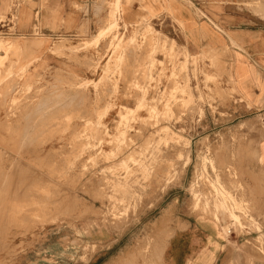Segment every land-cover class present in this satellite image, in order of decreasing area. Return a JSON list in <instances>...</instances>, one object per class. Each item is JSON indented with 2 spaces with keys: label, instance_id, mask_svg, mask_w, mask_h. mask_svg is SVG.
<instances>
[{
  "label": "rangeland",
  "instance_id": "rangeland-1",
  "mask_svg": "<svg viewBox=\"0 0 264 264\" xmlns=\"http://www.w3.org/2000/svg\"><path fill=\"white\" fill-rule=\"evenodd\" d=\"M49 1L0 28L22 44L0 65V263L167 264L196 218L227 238L221 264H264V119L229 114L226 54L193 55L155 13L123 34L121 0H99L110 12L95 31L20 32L23 10L32 27ZM241 1L264 19V0Z\"/></svg>",
  "mask_w": 264,
  "mask_h": 264
},
{
  "label": "crops",
  "instance_id": "crops-1",
  "mask_svg": "<svg viewBox=\"0 0 264 264\" xmlns=\"http://www.w3.org/2000/svg\"><path fill=\"white\" fill-rule=\"evenodd\" d=\"M13 1L9 6V0H0V11L6 5L10 7L7 20H0V28L17 26L12 17L24 8L27 0L21 1L16 8ZM242 4L241 0H138L133 3L121 0L118 18L125 34L128 27L136 25L142 17L155 13L153 19L165 17L172 21V26L176 24L180 28L179 43L193 55H200L204 49L226 54L221 60L229 63V75L236 90L229 114L237 120L251 116L264 119V19ZM32 11L30 27L29 12L23 10L20 32L39 28L50 35L66 30L75 34L82 26L95 31L110 12L99 0H50L46 7L40 4ZM54 19L49 25V20ZM54 24L59 31H53ZM223 78L227 84L226 75ZM263 142L264 138L258 149ZM261 170L264 185V163H261ZM263 185L259 186V191H264ZM184 222L188 223L187 228L176 231L170 239L167 264H221L227 253V238L220 227L212 221L196 218ZM91 263L92 260L87 264Z\"/></svg>",
  "mask_w": 264,
  "mask_h": 264
},
{
  "label": "bare ground",
  "instance_id": "bare-ground-1",
  "mask_svg": "<svg viewBox=\"0 0 264 264\" xmlns=\"http://www.w3.org/2000/svg\"><path fill=\"white\" fill-rule=\"evenodd\" d=\"M262 2V1H261ZM170 6V5H169ZM34 40V39H33ZM44 44H45V41L44 40H40V41H38V42H34V43H32V44H28L27 46H25V48L26 47H29L30 49H34V48H36V50L37 51H42V49L44 48ZM22 45V44H21ZM21 45H19V43H15V42H3V41H1L0 40V50H5V52H6V54L4 53V54H1L0 53V65L1 64H3V58H5L6 57V55L8 54V52L10 53V52H12L14 49H19V48H21ZM9 55V54H8ZM12 55V54H11ZM131 60V59H130ZM22 67V66H21ZM46 97V96H45ZM71 99V98H70ZM73 99V98H72ZM44 101H46V99L44 100ZM50 101V100H49ZM67 101V100H66ZM68 102V101H67ZM47 103V102H46ZM43 104V103H42ZM68 105V104H67ZM26 116V115H25ZM28 123H30V122H28ZM29 125V124H28ZM14 127V126H13ZM54 131V130H53ZM52 131V132H53ZM16 133V132H15ZM18 137V136H17ZM24 137V136H23ZM23 137H22V139H23ZM25 138V137H24ZM31 139V138H30ZM40 139V138H39ZM9 140V139H8ZM16 141V140H15ZM17 142V141H16ZM31 142H29V144H30ZM34 143V142H33ZM41 143V142H40ZM25 144H26V142H25ZM28 144V143H27ZM19 145V144H18ZM24 146V145H23ZM19 148V147H18ZM23 147L21 146V149H22ZM17 149V148H16ZM15 149V150H16ZM18 153V152H17ZM2 157V156H1ZM21 160V159H20ZM19 160V161H20ZM20 164V163H19ZM12 167V166H11ZM34 168V167H33ZM9 169V168H8ZM36 173V172H35ZM34 173V174H35ZM17 174V173H16ZM8 175H10V174H8ZM15 175V174H14ZM7 176V175H6ZM32 177V176H31ZM15 178V177H14ZM13 178V179H14ZM19 178V177H18ZM25 180V179H24ZM27 180V179H26ZM10 181V180H9ZM23 181V180H22ZM8 182V181H7ZM23 183V182H22ZM32 183V182H31ZM4 184V183H3ZM20 184V183H19ZM6 185V184H5ZM29 185V184H28ZM36 185V184H35ZM39 185V184H38ZM16 186H18V184L16 185ZM3 188V187H2ZM36 188V187H35ZM32 189V188H31ZM42 189V188H41ZM34 190H36V189H34ZM33 190V191H34ZM30 191V190H29ZM32 191V190H31ZM45 193V192H44ZM33 194H35V193H33ZM41 194V193H40ZM46 194V193H45ZM30 195V194H29ZM28 196V195H27ZM31 196V195H30ZM23 197H24V195H23ZM36 197H37V195H36ZM3 198V197H2ZM43 198V197H42ZM50 198V197H49ZM33 199V198H32ZM17 200V199H16ZM9 201V200H8ZM10 203V202H9ZM4 204V203H3ZM12 204V203H11ZM6 205V204H5ZM24 205V204H23ZM41 205H43V204H41ZM13 206V205H12ZM17 206V205H16ZM23 207V206H22ZM57 207V206H56ZM20 209H22V208H20ZM19 209V210H20ZM11 211V210H10ZM233 212V211H232ZM11 214V213H10ZM3 215H4V213H3ZM15 216V215H14ZM27 216V215H26ZM47 216V215H46ZM15 218V217H14ZM33 218V217H32ZM19 219V218H18ZM21 220V219H20ZM12 221H14V220H12ZM30 222V221H29ZM34 222H35V220H34ZM3 223V222H2ZM21 223V222H20ZM23 223V222H22ZM31 223V222H30ZM27 224V223H26ZM25 224V225H26ZM29 224V223H28ZM33 224V223H32ZM24 225V224H23ZM34 225H35V223H34ZM29 227V226H28ZM25 228H26V226H25ZM33 228V227H32ZM1 229H3V228H1ZM31 229V228H30ZM9 230V229H8ZM28 232V231H27ZM6 234V233H5ZM4 234V235H5ZM9 234V233H8ZM16 234H17V232H16ZM7 235V234H6ZM5 235V236H6ZM3 237V236H2ZM8 239V238H7ZM167 239H169V237L167 238ZM166 240V239H165ZM1 241H3V240H0V242ZM167 242V241H166ZM169 242H170V240H169ZM169 244V243H168ZM5 245V244H4ZM7 246V245H6ZM161 249V248H160ZM164 249V248H163ZM162 251V250H161ZM164 251H165V249H164ZM13 253V252H12ZM160 255V254H159ZM163 254H162V252H161V256H162ZM11 257V256H10ZM160 257V256H159ZM162 258V257H161ZM161 258H160V260H161ZM159 259V258H158ZM159 261V260H158ZM3 262V261H2ZM160 262V261H159ZM1 264V263H0Z\"/></svg>",
  "mask_w": 264,
  "mask_h": 264
},
{
  "label": "built area",
  "instance_id": "built-area-1",
  "mask_svg": "<svg viewBox=\"0 0 264 264\" xmlns=\"http://www.w3.org/2000/svg\"><path fill=\"white\" fill-rule=\"evenodd\" d=\"M14 1H15V0H14ZM19 3H20V1H19V0H17V2H16V3L14 2V6H13V7H14V8L18 7Z\"/></svg>",
  "mask_w": 264,
  "mask_h": 264
}]
</instances>
